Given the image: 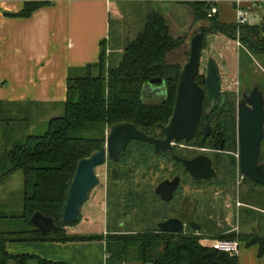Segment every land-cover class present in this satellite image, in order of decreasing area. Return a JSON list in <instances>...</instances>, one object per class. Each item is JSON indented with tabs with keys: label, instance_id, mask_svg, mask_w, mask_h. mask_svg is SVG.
I'll use <instances>...</instances> for the list:
<instances>
[{
	"label": "trees",
	"instance_id": "16d2710c",
	"mask_svg": "<svg viewBox=\"0 0 264 264\" xmlns=\"http://www.w3.org/2000/svg\"><path fill=\"white\" fill-rule=\"evenodd\" d=\"M47 5L48 2H28L20 13L12 16L26 18ZM190 6L196 20L213 22L211 29L203 30L205 38L209 31L216 30L227 35L235 32L234 25L218 22L219 16L208 19V8L205 5ZM242 31L243 42L251 52L258 54L259 50H263H257L256 47L257 43H264V40L259 41L261 29L258 25H245ZM262 31L264 32V26ZM183 44V39L171 35L169 24L161 13H149L142 31L126 44L117 65H108L105 70L102 43L99 62L89 65L84 75L68 79V99L64 113L50 120L44 134L27 135L5 153L0 163V183L16 172L24 174L21 218L31 229L0 231V264H29L31 261L36 264H67L35 256L9 254L7 244L19 242L105 241L109 254L107 264H239L237 256L219 252L212 245H206L207 239L239 240L241 245H258L260 255L264 254V239L258 236L240 239L203 234L204 225L185 213L162 220L181 219L187 227L180 235L161 232L156 225L141 232L107 237L68 234V229L77 226L81 218L80 213L78 221L71 225L63 221L68 192L78 163L102 148L106 141V129L116 123H134L147 134H153L157 124H167L173 113L182 69L180 65L168 63L167 58ZM158 78L164 81L166 90L159 102L153 103L150 98L154 97L144 95L143 90L153 79ZM218 118H226L225 121L231 124L232 129L235 127L232 105L227 104L220 109ZM99 132H102L101 135ZM133 144L146 150L150 156L153 154L171 158L169 154H156L153 146L146 142L133 141L129 146ZM36 213L52 218L56 227L48 234H42L31 224V218ZM193 222L201 226L200 231L192 230L190 224Z\"/></svg>",
	"mask_w": 264,
	"mask_h": 264
},
{
	"label": "rangeland",
	"instance_id": "374dc122",
	"mask_svg": "<svg viewBox=\"0 0 264 264\" xmlns=\"http://www.w3.org/2000/svg\"><path fill=\"white\" fill-rule=\"evenodd\" d=\"M228 1H223L219 5L218 22L234 25L235 32L230 35L216 30L206 33L199 75L201 80H206L209 61L214 60L219 69L221 95L227 96L229 103L236 109L243 84L247 88L257 82L264 84V43H257V50L263 49L259 50L258 54L247 48L243 42L242 29L239 30L234 23L235 11ZM155 5L162 6L160 11L169 17L173 32L177 31L181 34V36L177 34V38L184 40V44L172 52L168 59V63L183 67L189 60L192 38L200 29H211L213 22L206 19L196 20L194 11L189 5L172 3ZM147 10H151L150 7ZM133 12H138V9H134ZM252 20L255 21L254 25L260 27L259 41H263L264 23L258 19ZM128 37L131 39V36ZM116 38L117 36L111 37L103 45L105 70L108 65L113 67L117 65L119 58H122L123 52H119L116 48L118 46ZM163 96L164 94L159 98H150V102H159ZM56 110L52 113L49 109L39 108L35 113L30 110L29 116L15 117L13 134L15 136L26 133L44 134L48 130L50 120L64 113L63 107ZM107 132L108 129L105 131L106 136ZM17 142L0 137V163L5 153ZM191 145L177 146L176 153L185 158L200 154L213 157L217 154L204 152L193 143ZM223 156L225 163L220 179L199 184L170 157H158L153 154L150 156L146 150L140 149L135 144L129 146L126 155L119 163L107 161L97 168L100 183L92 190L82 208L80 222L73 227L76 228V233L72 232L73 228H71L68 229V234L107 237L136 233L155 227L166 217L185 213L204 225L203 234L240 239L245 236H258L264 239V188H256L240 175L236 145H232L229 153ZM229 159L234 161L232 167L228 166ZM177 176L182 178L180 188L174 200L165 204L155 191L160 183L173 180ZM24 179L22 172H16L0 183V217H3L0 219V231L15 232L31 229L30 225L21 218ZM210 243H212L211 239L205 241V244ZM242 247L245 248L243 243Z\"/></svg>",
	"mask_w": 264,
	"mask_h": 264
},
{
	"label": "crops",
	"instance_id": "0c3cea01",
	"mask_svg": "<svg viewBox=\"0 0 264 264\" xmlns=\"http://www.w3.org/2000/svg\"><path fill=\"white\" fill-rule=\"evenodd\" d=\"M28 2L48 5L26 18L12 16ZM228 2L232 5V0ZM160 10L161 5L106 0H0V137L19 142L30 134H13L15 117L29 116L39 108L52 113L64 108L68 79L97 64L101 44L113 36L122 53L142 31L149 13H161L177 38L179 33L173 32L169 17ZM244 246L237 256L239 264H264L258 245ZM7 251L67 264H107L109 258L105 241L8 243Z\"/></svg>",
	"mask_w": 264,
	"mask_h": 264
},
{
	"label": "water",
	"instance_id": "95a60500",
	"mask_svg": "<svg viewBox=\"0 0 264 264\" xmlns=\"http://www.w3.org/2000/svg\"><path fill=\"white\" fill-rule=\"evenodd\" d=\"M204 45L205 33L200 29L191 40L189 60L180 71L172 116L167 124H157L155 126L157 136L141 131L131 122L116 123L109 127L102 148L78 163L63 212L64 223L71 225L78 221L90 193L100 183L97 168L106 164L108 160L118 163L129 144L133 141L146 142L152 145L156 154H170L174 161L185 168L195 182H209L218 178L216 169L213 168L212 161L207 156L202 155L190 160L182 158L174 152V145L183 141L191 142L195 137L203 115L206 95L212 102V108L217 106L220 98V75L217 63L214 60H210L208 64L205 89L197 81ZM156 84H163L162 90L165 92L166 86L161 78L153 79L150 83V85ZM147 87L143 90L144 95H147ZM158 95L154 92L147 96L158 97ZM223 104L224 100L221 105ZM210 111L211 109L208 110V113ZM263 125L262 96H256L255 90L251 97L243 100L239 106L238 129L241 173L259 185H264V165L258 164L264 136ZM208 135L209 127L205 129L204 139ZM180 184L181 177L179 176L173 180H165L158 185L155 193L165 203H170ZM31 224L42 234H48L56 227V223L52 218L45 217L41 213H36L31 218ZM156 227L161 232L180 235L185 232L186 224L179 218H170L158 223ZM190 227L194 231L201 230V226L195 222L191 223Z\"/></svg>",
	"mask_w": 264,
	"mask_h": 264
},
{
	"label": "flooded vegetation",
	"instance_id": "af4514ba",
	"mask_svg": "<svg viewBox=\"0 0 264 264\" xmlns=\"http://www.w3.org/2000/svg\"><path fill=\"white\" fill-rule=\"evenodd\" d=\"M197 81H198L199 85L203 89H205V80H203V79L201 80L199 74L197 76ZM162 86H163V84L148 85L147 90H146L147 95L152 94L154 92L159 94L158 98L160 96H162V94L165 95V92L162 90ZM255 90H256V96H258V97L262 96V103H263V110H264V84H262L261 82H257L255 84H253L250 88H247V86L245 84H243L241 91L239 92V99L237 102L236 109H235V107L232 106V115H233V118L235 119V127L232 129L231 124H229L225 121L226 118L225 119L218 118V111L220 109H222L223 107H225L227 104L231 105V103H229V101L227 99V96L221 95V82H220V98L218 100V104L215 108H212V102L209 100L208 96L206 95L205 100H204L203 115H202L200 124L198 126L196 135L193 138V140L191 142L183 141V142H180V143H177L176 145H174V152L176 155H178L176 153L177 146L184 145V144L187 146H192L191 145L192 143L196 147L198 146V149H201L204 152L217 153V154H214L213 157H211L210 155H207V154L194 155L191 158H185V157L178 155L182 158L190 159V160L194 159L198 156H202V155L207 156L212 161V166L214 169H216V172L218 174L217 179L209 181V182L218 181L220 179V174H221L222 169H223L222 168L223 163H225V161H224L225 156H223V155L229 153V150H230L232 145H236L238 147V170H239L240 175L242 176V178L244 180H247L249 183L254 185L256 188H262V189L264 188V185H259L255 182L251 181L249 178L245 177L241 173V170H240L241 151H240V135H239V129H238V127H239V106L243 100L250 98L252 93ZM223 100H224V104L221 105ZM249 108H250V106H249ZM210 109H211V111H210V113H208V110H210ZM222 120H224V121H222ZM207 127H209V135L206 139H204V133H205V129ZM263 129H264V125H263ZM149 135L157 136L155 131L153 134H149ZM263 147H264V136H263V140H262L261 148H260V156H259V162H258L259 165H264ZM227 163H228L229 167H232L234 164V161L229 159ZM184 170H185V168H184ZM185 172H186V170H185ZM181 182H182V178H181ZM209 182H205V183H209ZM158 197L161 199L160 196H158ZM173 200H174V198H173ZM165 204H169V203H165ZM161 222H164V221H161ZM161 222H159V223H161Z\"/></svg>",
	"mask_w": 264,
	"mask_h": 264
},
{
	"label": "built area",
	"instance_id": "2783aa9c",
	"mask_svg": "<svg viewBox=\"0 0 264 264\" xmlns=\"http://www.w3.org/2000/svg\"><path fill=\"white\" fill-rule=\"evenodd\" d=\"M100 1V0H96ZM108 2L120 1L137 4H160L172 3L182 5L203 4L207 9V18L213 19L220 14L219 5L224 0H106ZM232 7L235 11V25L239 30L246 24H252L258 19L264 23V0H232ZM212 247L222 253L238 256L241 250L239 240H215Z\"/></svg>",
	"mask_w": 264,
	"mask_h": 264
}]
</instances>
